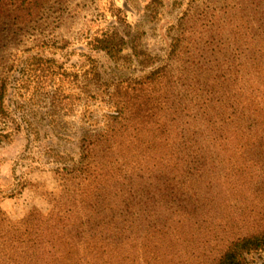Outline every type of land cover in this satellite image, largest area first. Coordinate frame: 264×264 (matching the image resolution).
Here are the masks:
<instances>
[{"label":"trees","instance_id":"1","mask_svg":"<svg viewBox=\"0 0 264 264\" xmlns=\"http://www.w3.org/2000/svg\"><path fill=\"white\" fill-rule=\"evenodd\" d=\"M46 2L0 0V20L29 23ZM162 3L151 1L156 12ZM198 12L197 25L185 13L156 52L139 33L91 37L109 62L135 67L126 77L91 58L76 72L83 79L53 58L23 60L15 81L44 90L54 113L72 104L74 84L112 111L77 157L51 155L49 178L35 182L42 210L0 211V264H255L264 251V0H214ZM11 84H0V120L18 132Z\"/></svg>","mask_w":264,"mask_h":264},{"label":"rangeland","instance_id":"2","mask_svg":"<svg viewBox=\"0 0 264 264\" xmlns=\"http://www.w3.org/2000/svg\"><path fill=\"white\" fill-rule=\"evenodd\" d=\"M152 0H48L38 16L21 23L13 13L0 20V84L11 77L10 96L22 127L7 132L0 120V211L9 218H22L42 210L44 202L36 180L49 178L51 155L61 153L77 157L83 140L101 131L112 109L105 99L88 98L89 88L74 84L72 104L60 114L44 103V90L27 93L22 82L15 81L31 54L53 58L76 72L88 70L90 58L115 78L136 73L134 66H117L88 45L94 35L119 33L124 39L141 34L144 48L156 52L170 41L174 26L184 16L189 25H197L201 10L214 0H162L157 12ZM195 12V13H193ZM31 91V90H29ZM87 91V92H86ZM41 97V98H40ZM67 104L71 101L67 100ZM2 135V136H1ZM42 174H44L42 176ZM5 245L0 238V258ZM255 264H264V251L255 256Z\"/></svg>","mask_w":264,"mask_h":264}]
</instances>
